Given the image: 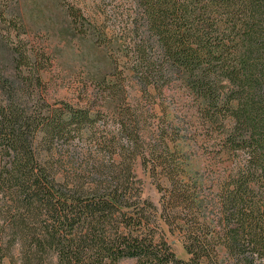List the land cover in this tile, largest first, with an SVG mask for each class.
I'll return each instance as SVG.
<instances>
[{
  "label": "trees",
  "instance_id": "trees-1",
  "mask_svg": "<svg viewBox=\"0 0 264 264\" xmlns=\"http://www.w3.org/2000/svg\"><path fill=\"white\" fill-rule=\"evenodd\" d=\"M16 2L0 0V24L15 30ZM61 2L106 51L100 99L121 110L110 127L86 105L30 104L41 79L28 77L30 51L10 47L19 78L14 89L0 74V264H264V0ZM174 85L225 164L215 178L192 181L175 164L171 122L144 134L130 93ZM138 159L157 204L142 195Z\"/></svg>",
  "mask_w": 264,
  "mask_h": 264
},
{
  "label": "rangeland",
  "instance_id": "rangeland-1",
  "mask_svg": "<svg viewBox=\"0 0 264 264\" xmlns=\"http://www.w3.org/2000/svg\"><path fill=\"white\" fill-rule=\"evenodd\" d=\"M112 1L116 5L120 4V0ZM68 2L91 6L94 11H101V0ZM12 7L20 28L15 30L0 24V74L10 75V80L14 83L10 86L16 89L19 78L16 77L18 74H15L17 54L11 52L10 47L20 45L32 55V62L29 63L32 69L28 77L38 74L41 79L34 87L35 95L30 96V104H53L63 101L74 106L86 105L93 111H98L97 123H106L112 127L113 121L117 120L116 113L121 107L116 105L113 111L109 112L100 99L105 89L101 81L109 79L112 71L106 51L96 45L90 36L73 30L61 0H17ZM130 97H135L140 102L136 108L144 111L145 136L152 137L147 131L153 127L172 123L173 138L176 145L179 143L177 148H172L175 164L181 170L184 169L192 181L197 177H216L220 165L225 164L218 153H215L214 145H211V142H203L202 137L206 138L209 134H205L200 126L196 108L185 88L179 85L170 86L161 94L155 93L150 98L132 91ZM134 103L136 105V102ZM215 165H218V169ZM134 169L142 181L143 197H148L157 204L160 193L157 191L156 181L149 175L141 159L136 161ZM173 239L175 254L186 258L187 254L178 237ZM119 264L139 263L135 258H123Z\"/></svg>",
  "mask_w": 264,
  "mask_h": 264
}]
</instances>
